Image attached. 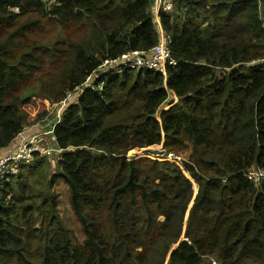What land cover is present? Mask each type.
<instances>
[{
  "label": "trees",
  "instance_id": "trees-1",
  "mask_svg": "<svg viewBox=\"0 0 264 264\" xmlns=\"http://www.w3.org/2000/svg\"><path fill=\"white\" fill-rule=\"evenodd\" d=\"M168 1L157 13L156 0H0V152L33 98L63 103L162 33L175 62L166 75L109 69L54 128L51 179L32 183L39 155L0 182V264H264V180L247 177L264 171V0ZM47 21L71 31L45 44ZM188 142V161L155 153ZM151 148L155 159L130 154ZM59 181L82 244L59 215Z\"/></svg>",
  "mask_w": 264,
  "mask_h": 264
},
{
  "label": "built area",
  "instance_id": "built-area-1",
  "mask_svg": "<svg viewBox=\"0 0 264 264\" xmlns=\"http://www.w3.org/2000/svg\"><path fill=\"white\" fill-rule=\"evenodd\" d=\"M49 1L52 4L56 3L58 0ZM172 8L173 5L171 1L156 0L155 10L157 13H159L160 10L168 12L171 11ZM162 34V39L159 45L155 47L151 53L139 51L128 53L119 60L107 61L100 68V71L97 74L88 77L86 82L81 87L76 89L73 93L69 94L67 99L62 103V105L57 108V121L54 123V125L61 120L66 107L69 105L70 100L79 99L87 90L98 93L102 92L104 90V82H100L102 80L101 75L109 71V69L114 68L115 66H119L121 68H145L151 71L158 70L163 75H166L165 66L167 64L174 65L175 62L172 60L171 50L169 48V38L166 37L164 33ZM52 134L53 131L51 132V135ZM46 135L48 134L40 132L32 137L23 140L20 146L18 147V150L14 154H10L0 160V182L7 180L9 177L18 176L23 171L22 167L27 164H31L35 160L36 156L40 155L44 157L52 155L53 153L61 154L63 152V150L59 149H45L42 145V138ZM53 141H55L54 138ZM159 152H162L160 153L162 154L161 156L167 157V153L165 151L159 150ZM156 156H159V154H157ZM170 158L176 159L172 155H170ZM247 177L254 183L258 184L262 180H264V171H249L247 173Z\"/></svg>",
  "mask_w": 264,
  "mask_h": 264
},
{
  "label": "rangeland",
  "instance_id": "rangeland-1",
  "mask_svg": "<svg viewBox=\"0 0 264 264\" xmlns=\"http://www.w3.org/2000/svg\"><path fill=\"white\" fill-rule=\"evenodd\" d=\"M71 30L65 29L62 26H60L57 22L54 21H47L41 28H39L36 32V34L42 39V41L45 42V44H49L53 41H55L58 37L66 38ZM45 75V74H44ZM43 73L39 74V78L44 77ZM29 88H32V86H28L27 91H29ZM171 99L168 100V102ZM76 99L70 100V103H74ZM167 102V103H168ZM62 105V103L53 104L49 100H45L42 97H35L33 98L31 104H29L25 109L30 117V124L28 126H34L37 123H40L41 125H47L51 124L53 120L55 119L57 108H59ZM166 108V106H165ZM55 115V116H54ZM51 139H47L46 137L42 138V145L45 149H53L55 148V145L51 144ZM193 142H188L184 146H178L176 147V150L172 152H166L167 153V159L170 158V155L175 157L178 161H188L190 160V157L193 155ZM154 152V149H147V150H135L132 151L130 154L137 156L138 159L145 158V159H155L156 155H153L149 151ZM164 151V150H163ZM159 152L156 150L155 153ZM162 153V152H159ZM56 154L55 157H53ZM58 153H53L49 156H41L39 157V160H43V164L41 166H37L36 171H33V173L29 172L30 178L32 179V183L34 185H39L40 183H43L45 180V184L47 180L51 179V176L56 172V162L58 159ZM150 159V160H151ZM143 161V160H142ZM148 163L147 161H143L142 164ZM41 174V176H39ZM52 194L57 197V206L59 215L66 225V227L71 231V236L73 238L74 243L76 244H82L84 241V234L82 231V227L80 223L78 222L71 204H70V192L68 187L63 182H57L55 185L52 186ZM218 264L217 262H213L212 264Z\"/></svg>",
  "mask_w": 264,
  "mask_h": 264
},
{
  "label": "crops",
  "instance_id": "crops-1",
  "mask_svg": "<svg viewBox=\"0 0 264 264\" xmlns=\"http://www.w3.org/2000/svg\"><path fill=\"white\" fill-rule=\"evenodd\" d=\"M55 116V115H54ZM63 117V116H62ZM57 121V115L55 116V119L53 120V122L51 124H47V125H41L40 123L35 124L34 126L31 127H27L25 129V131L23 132V134H21L11 145L9 148L3 150L0 152V160L10 154H14L17 150L18 147L20 146V144L22 143L23 140L32 137L34 135H36L37 133H46L48 135H46L45 137L48 139H51V144L55 145V148L53 149H57V145L55 144V141H53V137L51 135V132L54 131V128L61 123V120L54 125V123ZM56 155H54L53 157H55ZM58 157H60L58 155Z\"/></svg>",
  "mask_w": 264,
  "mask_h": 264
}]
</instances>
